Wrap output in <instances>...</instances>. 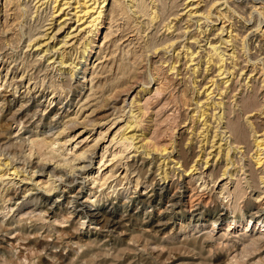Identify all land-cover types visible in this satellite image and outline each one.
I'll return each mask as SVG.
<instances>
[{
    "label": "bare ground",
    "instance_id": "1",
    "mask_svg": "<svg viewBox=\"0 0 264 264\" xmlns=\"http://www.w3.org/2000/svg\"><path fill=\"white\" fill-rule=\"evenodd\" d=\"M127 1L131 5L126 4V0H45L42 4L47 3L46 7L50 9L47 21L50 17L51 20L57 17L54 24L58 22V26H51L49 30L57 28V32L50 36L46 33L47 29L35 35L29 34L27 48L36 47V54L32 56L30 53H26L25 59L21 62H19L20 59L12 58V56L11 58L7 57L4 55V51H0V80L4 78L0 84V88L3 87L0 96L10 87L13 96H16L17 93L30 95L26 103L12 113V117L9 119L10 123H3L4 118L0 121V203H2L0 206V237L14 235L15 241L22 242L19 245L25 247L28 254L24 255L21 250L18 259L23 258L26 264H58V254L52 250L59 248L64 242L76 244L78 249H83L76 260H69L67 264H112L113 262L116 264H137L134 261L136 256L132 257L131 255H136L141 248V252L137 255L140 259L148 248L155 250L158 247L166 248L169 252H175L179 256L182 254L191 255L195 259L194 261L204 264L209 261V258L206 257L204 237H192L180 241L174 240V237L179 233H186V230L190 232L197 229L205 230L204 226L207 224H210L209 227H213L212 233L215 231L214 226L218 223H225L228 227L238 224L243 231L241 238L246 239L244 248L239 253V256L244 258L253 253L256 248L264 245L263 232L254 230L249 236L246 235L249 229L254 227L264 229V133L257 135L259 133L257 127L255 128L248 119L254 116L253 113H264V91L262 90L264 87L262 71L264 69H260V75L263 76L262 87L258 86V80L254 76L250 75L254 79L249 76L243 79V70L240 73L241 78L236 71L237 64L234 60L238 54L235 43L239 34L234 32L237 30V25L232 19L238 13L239 6L236 5L235 0H224L222 3L221 0H193L192 4H195L197 8L200 7L202 18L210 20L211 24L220 19L225 20L223 21L224 25L225 22L230 21L231 29L228 32V38L221 41V44L226 46V50L229 46L231 47L230 53L227 52L228 50L220 51L221 45L216 46L212 40H208L209 47L205 48V55H199L200 53L191 51L190 46L188 47L186 43L182 46L183 49L176 52L178 50L176 42L184 37V35L174 36L178 29L172 26L175 22L170 21L172 16L174 18L178 16V0ZM22 2L0 0V15L4 16L3 22L12 18L16 19L15 16L22 19L26 13L32 15L29 4ZM249 4L248 15L252 16L256 13L264 18V5L251 4V2ZM36 10L34 12L38 13L40 7ZM69 15L72 17L69 18ZM126 15L131 21L132 25L130 26H128L129 22H123L125 19L128 20L125 18ZM191 15L192 11L188 16ZM68 20H74V23L77 24L76 30L72 29V31L80 29L79 32L85 33L81 47L78 48L80 55L75 58H78L76 62L72 61L73 53L66 52L64 49L73 39L69 40L73 32L68 31L60 42L63 44L61 48L64 49L63 52L56 48L57 45L49 46L44 43V47H48L44 50L41 48L44 44H39L40 39L48 35L49 40L55 39L58 31L67 25ZM249 20L253 19L250 17ZM18 22L20 20L17 22L15 20V24ZM74 23L69 28H72ZM211 24L207 23L202 30L199 28L200 34L206 33L208 28L214 26L215 23ZM224 25L221 29L224 28ZM13 26L14 24L11 27ZM161 31H163V34L161 33L163 37L159 38L158 35ZM221 32L217 31V33ZM261 35V39H258L259 49L264 53V31ZM193 37L195 36L191 38ZM187 39L189 38L187 37ZM242 41L244 42V40ZM143 42H145L144 48L147 49V53L151 55L156 54L160 48L164 50V55L173 52L171 55L173 61L169 70L176 71L177 75H183L182 79H185L191 72L192 83L194 86L196 85V88H199L196 92L198 110L195 114L197 117L194 119V125L190 127L192 131L196 129L195 134L193 136L190 134L185 142H180L169 155L161 157L164 160L160 162L166 165L167 161L166 167H168L160 174L158 171L161 168L158 167L154 172L153 179L150 180L152 186L156 184L151 190L156 193L154 197H148L145 193L140 194L139 192V187L142 186L143 179H145L143 178L145 157H149L151 154L149 151H145L146 145L138 146L136 142L139 137H143V140L147 139L145 132L137 135V132L142 131V129H138L141 126L139 116L131 111L129 119H127L128 117L124 119L123 112V116H119V114L118 117L112 118V115L108 113V110L111 109L109 108L110 104L105 107L104 105L99 106L101 100L109 97L113 101L122 95L128 97L140 84L141 90L146 91L147 87L145 86L149 85L150 81L143 83L141 76L143 74L140 73L131 77V80L127 82L124 80L121 83H112L118 79V73L123 70V68L120 70L118 59L114 56L115 53L117 55V46L121 45L122 52L123 49L137 45L141 46L143 51L141 45ZM182 43V41L179 42V44ZM40 48L42 50L39 52ZM43 51L48 54L41 55ZM243 51L245 50L243 49ZM56 55L57 58H55ZM31 56L32 60H28ZM58 59L59 61H57ZM183 60L185 62L179 69L177 64ZM228 60L231 65L228 64ZM246 60L248 62V59ZM45 62L48 63L46 66ZM57 63L59 66L56 67ZM58 67L60 68L58 69ZM62 68L67 69L62 74L59 72L62 80H55L52 73L61 71ZM209 71L211 72L209 75L212 77L207 82L210 83L207 87L208 84L204 85L198 79L199 77L203 81L207 79L206 75ZM4 72L6 73L4 74ZM252 72L254 74L255 70L252 69L250 73L252 74ZM214 73H217L216 77H221V79L215 80ZM247 80L249 81L246 82ZM238 83L240 84L237 85ZM19 88H25V90H19ZM201 89L205 95L204 100L199 97ZM47 95L49 96L48 100L50 99L49 105H46L47 108L39 115L38 109L42 105L40 100L47 98ZM217 96L218 98H216ZM63 98L67 100L65 106L69 109L72 107L69 103L73 104L79 98L77 104L75 103V109L78 108V110L73 113L69 111L71 114L63 116L64 111L60 113L61 106L59 107L63 104ZM134 101L135 99H133L132 105ZM123 103L126 104V99ZM50 106L52 107L48 111ZM30 107L34 108L33 112L30 111ZM98 109L103 110L100 112ZM122 110L125 109L122 108ZM25 111L28 112L23 115ZM30 112L32 113L30 114ZM37 116L40 121H43L44 118L50 119L47 126L52 127L51 130L53 123L57 125L60 121V130L51 136L38 138V135L35 137L36 139L28 140V154L23 155L22 152L17 151L21 145H18L14 140H18L23 129H28L29 119L32 120ZM71 116L74 118L68 119ZM27 118L29 119L25 121ZM12 124H17L19 131L11 136ZM75 128L81 130L73 134ZM97 129L100 131L94 133V130ZM89 132L90 134H88ZM95 134L96 136L90 140ZM198 137H201V140ZM223 141H225L224 145ZM218 143L219 145L216 147ZM198 144V148L201 149L199 153L195 150ZM102 145L104 148L101 160L96 166L93 163V156ZM225 145L227 147L224 148ZM214 148H216V153L211 158L213 154L211 150ZM140 149H144V152H141ZM209 149L210 151H208ZM162 151L165 153L167 149L164 148ZM138 152H141V155L137 160L135 154ZM132 153H134V158L129 160ZM125 160L129 161L124 162ZM139 162L142 164L139 165ZM91 169H94V175L89 173ZM120 170L123 171L119 173ZM198 173V181L208 179V181L205 179L202 184L201 191L195 182V176ZM79 175H85L80 182ZM157 175L161 176L159 181H163L162 184L156 181ZM224 181L227 182L223 183ZM121 182L122 185L125 182L128 186L135 182L134 192H131L130 188L126 186L117 188ZM210 183H214V185L223 183L219 192V197L224 200L221 199V205L212 207L214 203L212 191L208 194L205 192ZM231 185L234 186L233 191ZM24 186H26L25 191L18 192L20 187ZM111 189L116 195L110 198V194H107L106 191ZM249 189L257 190L259 193L255 199L253 198L254 200L251 197H246ZM85 191L90 192L92 196L87 197L86 201H82ZM137 193L136 198L131 196ZM60 197L64 198L62 202H60ZM96 197L98 198L96 199ZM157 199L158 203H156ZM5 203L14 206L10 209L9 206L6 207ZM130 204L133 209H137L138 206L145 208L146 211L148 208H153L157 214L152 216L149 213L146 222L152 228L150 233L158 235L160 231L171 228V232L167 236L171 242H166L164 237H154L145 230H141L140 234L134 233L122 237L125 235L123 233L128 230L127 223H131L135 217L129 212ZM229 208H231L230 212ZM6 209H9L7 214L5 213ZM177 210L180 214L177 213ZM16 213H18V217L14 216ZM230 213L233 216L229 217ZM139 219L140 216L137 215L136 225ZM177 219L182 220V223L178 221L179 229ZM143 223L144 221H142ZM88 228L91 229L89 231L95 232L93 233L94 239H84L86 233L83 234L82 231ZM209 235L211 236L209 233L207 237ZM50 238H53L52 243L48 241ZM43 252L52 258L53 262L46 260L42 255ZM22 263V261L15 262L12 259H6L1 264ZM60 264H64V262L62 261Z\"/></svg>",
    "mask_w": 264,
    "mask_h": 264
},
{
    "label": "rangeland",
    "instance_id": "2",
    "mask_svg": "<svg viewBox=\"0 0 264 264\" xmlns=\"http://www.w3.org/2000/svg\"><path fill=\"white\" fill-rule=\"evenodd\" d=\"M18 1H20V2L23 1L22 3L29 4V9H30V11H32V15H29L26 13V15H24V17L22 19L17 18L18 16H15L16 19L12 18V19H9V21L5 20L6 22H3L4 16L2 17V15H0V51L1 52L4 51L3 53H4V55H7V57L11 58V56H12V58L15 57V58H18V60L20 59L19 62H21L25 59L27 54L30 53L32 56H33V54H36L35 53L36 47L31 46V47H28L29 49L27 48L29 34L35 35L40 31H45L48 29V31L46 33L50 34V36H52L57 32L58 29L52 28L49 30V28L51 26L52 27L56 26L58 24V22L56 24H54L56 22L57 17L54 18V20L53 19L51 20V17L49 18V20H51L53 22H51L49 20L47 21L48 12L50 11V9H49V7H46L47 3L42 4L45 2V0H40V2H38L39 0H36V1L35 0L34 1L33 0H18ZM220 2L222 3V2H224V0H221ZM235 2H236V5L239 6V9H237L238 13H236L232 19V21L236 22V25H237L236 26L237 30H235L234 32L239 34L238 40L235 43L236 49H237V54H238L237 58H235V60H234L235 63L237 64L236 71H238V74L240 77V75H241L240 73L243 70V72H242L243 79H245L248 76L249 77L254 76L258 80V82H257L258 86L262 87L263 86V83H262L263 76L260 75V73H261V70L264 69V53H262V51L260 52L258 41L261 39V36H262L261 33L263 34V31H264V18L260 17L256 13H254V15L252 14V16L249 14L250 15L249 16L248 13L250 12V10H248V7L251 6L249 4L250 2H251V4L255 3L258 5H264V0H254V1L253 0H235ZM177 3L179 5L178 11H177V12H179L178 16L175 18L172 16L173 18L171 17L170 21H172L173 23L175 22L174 24H172V26H175L174 28L178 29L174 33V36H178V35L183 36L184 35V37L180 38L181 40L179 39V41H177L178 43L176 42V47L178 49V50H176V52L180 51L181 48L183 49L182 46L186 43V45L188 47L190 46L191 51L194 50L195 52H198V54L200 53L199 55H205V53H206L205 48L209 47V45L207 44L208 40L209 41L212 40L216 46L221 45L220 51L226 50V48H225L226 46H224V44L222 45L221 41H224L229 36L228 32L231 30L229 27L230 21L225 22V25H226L225 26L223 24V21H225L224 19L223 20H221V19L217 20V21L212 23V24L215 23L214 26H210L206 33L200 34L202 28L207 23L211 24V21L210 20L207 21L206 19L202 18V15L200 12V7H198V8L195 7V4H192L193 0H178ZM126 4H130V2L126 0ZM182 4H183V6H182ZM248 4H249V6H248ZM39 7H40V11L38 12L39 14L35 13L34 11H37L36 9ZM224 7H225V5L223 6V8ZM190 11H192V15L189 17L188 15L190 14ZM240 13H241V15H239ZM126 16H125V18H128V16L127 17ZM68 17L70 18L72 16L69 15ZM250 17L253 20L250 21L249 20ZM18 19L20 20V22L15 24V20L17 22V21H19ZM199 19H200V21H199ZM239 19H240V21H239ZM128 20L125 19V20H123V22L124 21H126V23L129 22L128 26L132 25L129 18H128ZM4 23H6V24H4ZM11 23H12V25L14 24L13 27H11L12 26ZM73 23H74V20H68L67 25L61 31H58L55 39L49 40L48 39L49 35H48L46 37H42L40 39L39 44L45 43L46 45L48 44L49 46L50 45L51 46L57 45L56 48L57 49L59 48L61 52H63L64 49H66V52L70 51V53H73L72 61L75 60V62H76L78 58L77 59H75V58L79 57V55H80V53H79L80 50L78 48L81 47V42H83V38H84L83 35L85 33L83 34V32H79L80 29H78L77 31H72V29L76 30V28H77V24H75V23H74V26L72 28L71 27L69 28V26L72 25ZM8 24H10V25H8ZM223 25H224V28L221 29V27ZM43 26H45L46 29H45V27L43 28ZM10 27H11V29H8ZM40 27H41V29H40ZM199 28L201 29L200 31H198ZM6 29H8V30L6 31ZM185 30H188V31L186 32ZM52 31H53V33L51 34ZM68 31L73 32L72 36L69 38V40L71 38H73V39L71 41H69L68 45L64 49H61L63 44L62 43L60 44V42L62 41L64 35ZM163 31H161L159 33V35H158L159 38L163 37V35H161V33L163 34ZM217 31L218 32L223 31V32L217 33ZM197 32H198V34H196ZM216 33H217V35H216ZM212 34H214V35H212ZM247 34H248V36H246ZM142 36H143V34H142ZM192 36H195V37L191 38ZM187 37L190 40L187 39ZM208 37H209V39H207ZM183 38H185V39H183ZM196 38H197V40H196ZM184 40H186V41H184ZM242 40H244V42ZM181 41L183 43L179 44V42H181ZM144 43L145 42H143V44H141L143 46V51H142V47L138 46V45L136 47L126 48L127 50L123 49V52L121 49V45L119 44L117 46V48H116L118 50L117 55L115 53L114 56L117 57V59H118V64H120V68H121L120 70H122V68H123V70L121 71V73H118L119 74L117 77L118 79L116 81H113L112 83L117 84L118 82L121 83L124 80H125L124 82H127V81L131 80V77L133 78L134 75L140 73V74H143V75H141L143 83L150 81L149 85L145 86V87H147L146 91L141 90L142 87L140 86L141 85L140 84L138 87H136V89H134L130 93V95L128 97L122 95V96H119V98L116 101H113V99H111V97H109L108 99L103 100L105 102H103L101 100L99 103L101 105H99V104L98 105L99 106L104 105V107H105L107 104H110L109 108H111V109L108 110V113L112 115V118L118 117L119 114H120L119 116H123V114H125L124 119L127 117H128L127 119H129L130 115H131V113H129V112H131V111H134V114H136V116H139L138 119L140 118L139 122H141L140 123L141 126L138 129H142V131L137 132V135H141L142 132H145L147 139L143 140L144 139L143 137H139V139H137L136 142H137L138 146H141L142 144L146 145V147L144 148L145 151H149L151 153L149 155V157L148 156L145 157L146 158L145 164H143V168H144L143 178H145V179H143L142 186L139 187V192H140V194L145 193L148 197H151V196L154 197L156 193L152 192L151 190L156 186V184H154L152 186L150 180L153 179L154 172L158 169V167L161 168L160 171H158L159 173L157 172L158 174H160L162 172V170H164L168 167V166L166 167L167 161H166V165H165V163L160 162V161L164 160V158H161V157L169 155V153L172 151V149H174L180 142H182V141L185 142L186 138H189L190 134L192 136L195 134L194 132L196 131V129H193V131H192V128L190 129V127L194 125V119L197 117V114H195V113H197V110H198V106L196 104V94H197L196 92L199 88L198 87L196 88V85L195 86L193 85V83H192L193 82L192 81L193 75L190 76L191 72L187 74L185 79H182L183 75H177L176 71H170L169 70L170 64L173 61V58L171 59V57H172L171 55L173 54V52H170V53L164 55V53H165L164 50L162 48H160L156 54L151 55L150 53H147L148 52L147 49L144 48ZM45 44L41 46V48L44 50H46L48 48V47H44ZM138 47H139V49H138ZM247 47L249 50L248 53H247V51H248ZM41 48L39 49V52L42 50ZM132 48H134V49H132ZM230 49H231V47L229 46L227 48L228 51L227 50L226 51L228 53H230L231 52ZM243 49L245 51H243ZM124 50H126V51H124ZM44 52L45 51H43L41 53V55L45 56L46 54H48V52L46 54ZM227 52H226V54H228ZM131 53H132V55H131ZM140 53H142V54H140ZM138 54H140V55H138ZM198 54H197V56H199ZM245 55H247V56H245ZM249 55H250V57H249ZM32 56L29 57L28 60H32V58H33ZM55 58H57V55L55 56ZM117 59L115 58V60H117ZM246 59H248V62ZM53 60H54V58H53ZM205 60H206V58H205ZM57 61H59V59ZM184 62L185 61L183 60L180 62L181 64L180 63L177 64L179 69H180V67L182 68ZM69 63H71V62H69ZM44 64L46 66L48 63L45 62ZM121 64H122V66H121ZM228 64L231 65L230 60H228ZM260 64H262L263 66ZM259 65H260V67H259ZM55 66L57 67V66H59V64L57 63ZM188 67H189V65H188ZM59 68L60 67H58V69ZM147 68H149V69H147ZM261 68H263V69H261ZM252 69L255 70L256 74H255V72H254V74H253V72H252V74L250 73L252 71ZM65 70H67V69L62 68L61 71H57L55 73H52L53 76L56 77V78L54 77V79L55 80L59 79V81L62 80L60 75ZM210 71L206 75L207 79H205L203 81V79L201 77H199L198 81L199 82L202 81V83H204V85H205V83L207 85L208 84L207 82L212 77V75H209V74H211ZM262 72L264 75V70ZM5 73L6 72H4V74ZM213 75L215 77V80L221 79V77H218V78L216 77L217 73H214ZM254 77H251V78L254 79ZM243 79H241V80H243ZM247 79H249V78H247ZM3 81H4V78L2 80H0V84ZM248 81L249 80H247L246 82H248ZM209 84L207 85V87L209 86ZM239 84L240 83H238L237 85H239ZM242 85H243V82H242ZM2 88H0V93L2 92ZM19 90L24 91L25 88H19ZM262 90L264 91V87L262 88ZM262 90H261V92H263ZM200 91H201V94L199 97L202 98V100H204L205 95H203V93H202L203 89H201ZM12 94H13V92L11 91V87H10V88H7V92H4V94H2V96H0V121H2V119L4 118L3 123H5V124L10 123L9 119L12 117V113H14L17 109H19L21 107V105L25 104L26 100L30 96V95L28 96L27 93H24V94L17 93L16 96H13ZM263 94H264V92H263ZM48 98H49V96L47 95V98H42L40 100V104H42V105L38 109L39 115L49 105L50 99L48 100ZM216 98H218V96ZM78 99H77V102H78ZM109 99H110V101H108ZM125 99H126V104L123 103V101ZM133 99H135V101H134V104L132 105ZM263 101H264V97H263ZM62 102H63V104L59 105V107L61 106L60 107L61 108L60 113H62L64 111L63 116L65 114L69 115L70 112L73 113V111L78 110V108L75 109L76 108L75 103L77 104L76 100L73 102L74 105L72 103H69V105L72 106L71 107L72 109L71 108L69 109V107L65 106L67 100H64V98H63ZM202 102H204V101H202ZM9 106H11V107H9ZM51 107L52 106H50L47 110L49 111L51 109ZM122 108L125 110H122ZM114 109H115V111H114ZM32 110H34V108L30 107V111H32ZM118 111H121V112H118ZM124 111H125V113H124ZM27 112L25 111L23 113V115L24 114L26 115ZM32 112H30V114ZM122 112H123V114H122ZM113 114H116V115H113ZM194 114H195V116H194ZM253 115L254 116H252L251 118H248V119L251 123L254 124L255 128L257 127V131L259 132L257 135H262L264 133V113L259 114V112H257L255 114L253 113ZM70 118H74V116L68 117V119H70ZM28 119L29 118L25 119V121H27ZM38 119H39V116L32 118V120L29 119L28 122H30V123H28V124L26 123L28 129L27 130L23 129L20 132L21 135L18 138V140H14L15 142L18 143V145H21V147H19L17 151L19 153L22 152L23 155L28 154L27 153V151H28V140H30V139L32 140L33 138L38 137V135H39L38 138H40L41 136L42 137L51 136L52 134H54L60 130V121L57 125H55V123H53L54 124L53 129L51 130L50 128H52V127L49 128L47 126L48 123L50 122V119L46 120L44 118L43 121H40V119L39 120ZM200 124H201V122L199 123V125ZM11 128H12L10 130L11 136L14 135L17 131H19V129H18L19 126H17V124H12ZM194 128H195V126H194ZM80 130L81 129H79V128H75L73 130V134L77 133ZM98 131H100V130H98V129L94 130V133H96ZM212 133H213V131H212ZM88 134H90V132ZM112 134H114V133H112ZM210 134H211V132H210ZM95 136H96V134L93 135L90 138V140H92V138H94ZM198 138H199V140H201V137H198ZM224 143H225V141L222 142L223 145H224ZM218 145H219V143L216 145V147H218ZM198 147H199V144L196 146V149H195L197 153H199L201 150ZM223 147L225 148V147H227V145H225ZM103 148H104V145H102L101 147L99 146V148L97 149V153L93 156L94 157L93 163L96 166H98V164L101 160V154H102ZM164 148L167 149V151H165V153H164V151H162V149H164ZM70 149H71V147H70ZM144 149L143 150L140 149V151L144 152ZM215 150H216V148L211 150L213 152L211 158L216 153ZM208 151H210V149ZM141 152H138L137 154H135L137 157V158L136 157L135 158L137 160L139 158L138 156L141 155ZM133 155H134V153L131 154L132 157H131V159L129 158V160H133V158H134ZM26 158L29 159V157H26ZM129 160H125L124 162H126V161L128 162ZM35 162H36V160H35ZM151 162H152V164H151ZM220 162H222V161H220ZM141 164L142 163L139 162V165H141ZM158 164H160L161 166ZM154 165H155V167H154ZM162 167H164V168L162 169ZM91 168H92V166H91ZM205 169H203V170H205ZM122 171L123 170H120L119 173H121ZM89 173L91 175L92 174L94 175V169L93 170L91 169V171ZM95 174H96V172H95ZM79 177L81 178V179H79V182H80L82 180V178L85 177V175H79ZM156 177H157L156 181L158 183L162 184L163 181H159V178L161 176L157 175ZM198 178H199V173L196 174V176H195V182H196V186L198 185L197 187H199L198 188L199 191H201L202 190L201 189L202 184L205 182V179H206V181H208V179L205 178L203 180L198 181ZM144 181H145V183H144ZM225 182H227V181H224L223 183H225ZM115 183H114V185H115ZM210 184L208 186V189L210 191L208 189H206L205 192L208 194L212 191L211 194L214 196V203L212 204V207H214V205H221V203H222L221 201L223 199L219 197L220 196L219 192H220V188H221L222 184H220V185H218V184L214 185V183H210ZM125 186L130 188L131 192H134L135 182H133L129 186L125 182L122 185V182H121L120 186H117V188H120V187L124 188ZM159 186H161V185H159ZM25 187L26 186H24L22 188L20 187L18 192L23 193L26 189ZM230 187L231 188L233 187L232 188V191H233L234 186L231 185ZM106 193L110 194V196H109L110 198L113 195H116V194H113L112 189L107 190ZM21 195H23V194H21ZM258 195H259V193L257 192V190L249 189L247 191L246 197H251L252 199L253 198L255 199L256 196H258ZM82 196H83L82 201H86L87 197H90L92 195L90 194V192L85 191V194H83ZM131 196L136 198L138 196V193L136 195L132 194ZM97 198L98 197H96V199ZM59 199H60V202H62V200L64 198L60 197ZM156 203H158V199L156 200ZM1 205H2V203H0V206ZM5 205H6V207L9 206V208L14 206L12 204L8 205V203H5ZM165 205H167V204H165ZM129 208H130L129 212H131V214H134L135 217L131 223L130 222L127 223V225H128L127 229L128 230L125 233H123L125 235H122V237H126V236H129L130 234H134V233L140 234L139 232L141 230H145L148 234H150L154 237H158V238L164 237V238H166V242H171V239H167L168 233L171 232V228H168V230L166 229V231H160L158 233V235L154 234V233H150L152 228H151V226L146 224V222L148 221V214L149 213H151L152 216H154V214L155 215L157 214V212L153 208H148V210L146 211L145 208L138 206L137 209H133L132 204H130ZM161 209H164V208H161ZM6 211L7 212H5V213L7 214L9 212V209H6ZM228 211L230 212L231 208H229ZM177 213L180 214V212H178V210H177ZM137 215L140 216V219L137 222L138 224L136 225L135 219H136ZM14 216L18 217V213H16ZM228 216L229 217L233 216V214L230 213ZM142 221H144L143 224H142ZM176 221H177V227L179 229V227H180L179 223H182V220L180 221L179 219H177ZM178 221H179V223H178ZM140 224H142V225H140ZM209 225L210 224H207L206 226H204V228H206L207 230L201 229L202 230L201 231V230L197 229V230L192 231V232L186 230L185 232L187 234L186 233H179V235H176L174 237V240L180 241V240L190 239L192 237H195V238L196 237L197 238L204 237L205 238L204 244L206 245L205 246L206 257L209 258L208 259L209 261L207 263H204V264H264V245H262L263 247L260 246L259 248H256V250L253 251V253L245 256L244 258L239 256V253L244 248V245H245L244 242L246 241V239L243 240V238H241L243 231H242V227H240L238 224L237 225L235 224V225H232L231 227L230 226L228 227L225 225V223H218L217 225L214 226V228H215V231H213L214 234L212 233L213 227L212 226L209 227ZM89 230H91V229L88 228L87 230L85 229L82 231L83 234L86 233L85 234L86 237L84 239H88V238L94 239L95 238L93 236V233H95V232L94 231L92 232ZM254 230H255V232H263L264 233V229H259L258 227H254L253 229H249V231L247 232L246 235L249 236L251 234V232ZM173 231H175V230H173ZM209 233L211 234V236L209 235L207 237V235ZM48 241L52 243L53 238L48 239ZM20 243H22V242L21 241H19V242L15 241L14 235L5 236V238L0 237V264L2 263V261L6 260V259H12L15 262H21L22 261L23 262L22 264H26V263H24L25 260L23 258L18 259V255L20 254L21 250L23 251L24 255L28 254V251L25 249V247L19 245ZM64 244H65V248H64ZM82 250L83 249H78V246L76 244H72V243L67 244L66 242H64L63 244L60 245L59 248H56L52 251L57 252V254H58V256H57V258H59V260L57 261L58 264H60L62 261L64 262V264H67L69 262V260H76L79 257V255L82 253ZM237 250H240V251H237ZM140 252H141V248H140L139 252H137L136 255H131L132 257L133 256L138 257V258H136V257L134 258V261L137 264H140V263L141 264H147V263L148 264H200L198 261H194L195 259L192 258L191 255L182 254V256H179L175 252H169L168 249H166V248L164 249L163 247H158L155 250H151L150 248H148L147 251L144 253L145 256L143 255V257H141L139 259V256H137V255H139ZM42 255H44L46 260H48L49 262H53L52 258L46 256L44 252L42 253ZM112 264H116V262H113ZM126 264H128V263H126Z\"/></svg>",
    "mask_w": 264,
    "mask_h": 264
}]
</instances>
